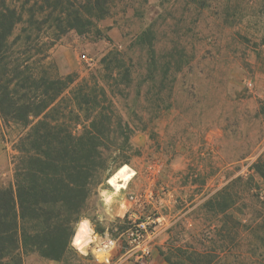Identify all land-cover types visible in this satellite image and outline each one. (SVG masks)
<instances>
[{"label": "rangeland", "instance_id": "rangeland-1", "mask_svg": "<svg viewBox=\"0 0 264 264\" xmlns=\"http://www.w3.org/2000/svg\"><path fill=\"white\" fill-rule=\"evenodd\" d=\"M93 1L97 10L76 27L58 38L48 29L36 57H47L51 75L73 80L58 106L86 89L105 115L132 128L133 153L103 175L75 225L70 264H104L94 253L104 237L116 242L108 264H170L168 254L252 264L243 226L264 212V180L253 170L264 158V0H203L204 8L197 0ZM74 109L78 122L91 121ZM25 133L0 119V189L14 184ZM123 166L134 176L116 189L108 181ZM84 221L92 233L79 250L73 239ZM24 264L61 263L34 253Z\"/></svg>", "mask_w": 264, "mask_h": 264}, {"label": "trees", "instance_id": "trees-1", "mask_svg": "<svg viewBox=\"0 0 264 264\" xmlns=\"http://www.w3.org/2000/svg\"><path fill=\"white\" fill-rule=\"evenodd\" d=\"M77 2L0 0V119L26 130L18 143L14 184L0 189V264H24L34 253L70 264L75 225L86 214L103 175L114 160L130 163L128 152L133 153L132 128L121 118L105 115L86 89L79 88L73 105L58 106L73 80L51 75L47 57H36L47 45L43 39L48 29L58 38L100 5L85 0L79 7ZM196 2L206 7L203 0ZM74 106L88 114V124L78 122ZM253 170L264 180V158ZM244 183L252 189L248 180ZM221 192L231 209V187ZM216 195L209 203L212 208ZM245 221L247 247L257 259L251 258V263L264 262V212ZM166 259L170 264L196 263L194 254H168Z\"/></svg>", "mask_w": 264, "mask_h": 264}, {"label": "bare ground", "instance_id": "bare-ground-1", "mask_svg": "<svg viewBox=\"0 0 264 264\" xmlns=\"http://www.w3.org/2000/svg\"><path fill=\"white\" fill-rule=\"evenodd\" d=\"M133 176L134 172L128 166H123L109 179L108 183L116 189H119L124 187L125 183L131 180ZM91 233L92 229L88 223L86 221L82 222L74 236V245H80L85 241L87 242V239L91 237Z\"/></svg>", "mask_w": 264, "mask_h": 264}, {"label": "built area", "instance_id": "built-area-1", "mask_svg": "<svg viewBox=\"0 0 264 264\" xmlns=\"http://www.w3.org/2000/svg\"><path fill=\"white\" fill-rule=\"evenodd\" d=\"M100 239H101V241L96 245V247L94 249L95 258H96L97 262H99V263L108 264L112 260V257H113L114 251H115V247H116V242L111 240L108 237H104V238H100ZM132 241L135 243L136 246H139V247L142 244L141 236H139L138 234L135 235V237L133 238ZM91 242H93V240H91ZM82 244L76 245L79 250H81Z\"/></svg>", "mask_w": 264, "mask_h": 264}]
</instances>
